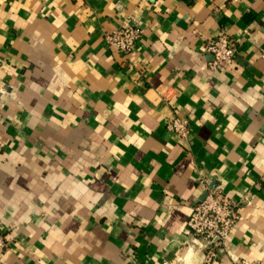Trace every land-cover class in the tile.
Masks as SVG:
<instances>
[{"label":"crops","instance_id":"0c3cea01","mask_svg":"<svg viewBox=\"0 0 264 264\" xmlns=\"http://www.w3.org/2000/svg\"><path fill=\"white\" fill-rule=\"evenodd\" d=\"M216 186L241 219L211 264H264V0H0V264H204Z\"/></svg>","mask_w":264,"mask_h":264},{"label":"built area","instance_id":"2783aa9c","mask_svg":"<svg viewBox=\"0 0 264 264\" xmlns=\"http://www.w3.org/2000/svg\"><path fill=\"white\" fill-rule=\"evenodd\" d=\"M148 2L149 0H140ZM139 39V31L131 25L124 24L104 35L106 46L122 56H128L135 48ZM205 52L212 57L207 65L209 71H216L221 65L232 62L236 56V49L226 33L222 32L215 38L208 40ZM174 135L184 140L189 133L187 119L174 118L170 120ZM205 197L191 211L186 223L185 235L191 238V243L197 247H204L206 251L204 264H211L216 258V251L221 248L233 229L240 222L241 215L238 205L229 200L216 186L204 189ZM202 242L201 246L192 241ZM195 242V241H194ZM9 241L0 235V257L6 252Z\"/></svg>","mask_w":264,"mask_h":264},{"label":"water","instance_id":"95a60500","mask_svg":"<svg viewBox=\"0 0 264 264\" xmlns=\"http://www.w3.org/2000/svg\"><path fill=\"white\" fill-rule=\"evenodd\" d=\"M205 197V194L203 195V197H202V199ZM195 241V242H194ZM194 241H192L194 244H196V245H198V246H201V243L199 242V241H196V240H194Z\"/></svg>","mask_w":264,"mask_h":264}]
</instances>
